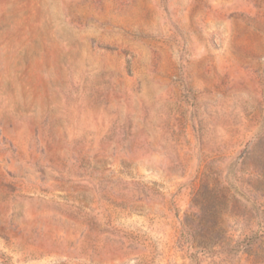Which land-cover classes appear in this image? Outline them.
I'll list each match as a JSON object with an SVG mask.
<instances>
[{
	"label": "rangeland",
	"instance_id": "374dc122",
	"mask_svg": "<svg viewBox=\"0 0 264 264\" xmlns=\"http://www.w3.org/2000/svg\"><path fill=\"white\" fill-rule=\"evenodd\" d=\"M0 264H264V0H0Z\"/></svg>",
	"mask_w": 264,
	"mask_h": 264
}]
</instances>
